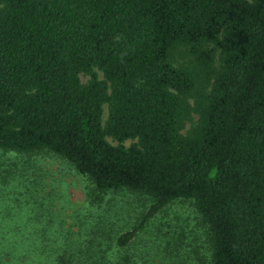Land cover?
Wrapping results in <instances>:
<instances>
[{
	"label": "trees",
	"instance_id": "1",
	"mask_svg": "<svg viewBox=\"0 0 264 264\" xmlns=\"http://www.w3.org/2000/svg\"><path fill=\"white\" fill-rule=\"evenodd\" d=\"M0 149L64 160L90 206L147 202L55 264H134L129 244L175 200L204 230L201 264H264V0H0Z\"/></svg>",
	"mask_w": 264,
	"mask_h": 264
},
{
	"label": "rangeland",
	"instance_id": "2",
	"mask_svg": "<svg viewBox=\"0 0 264 264\" xmlns=\"http://www.w3.org/2000/svg\"><path fill=\"white\" fill-rule=\"evenodd\" d=\"M79 78L84 81L87 75L79 74ZM105 115L103 104L102 120ZM195 118L192 114V120ZM191 123L187 121L182 131ZM86 185L82 174L50 152L0 149V264H55L59 254L94 255L100 244L93 238L87 249L89 238L107 229V244L114 231L128 226L147 206L142 197L128 191L108 192L99 205L90 206L85 199ZM20 242L36 245L28 258L20 256ZM129 248L134 264H159L168 249L178 253L180 264H201L195 256L205 253L204 230L192 207L175 200L155 213Z\"/></svg>",
	"mask_w": 264,
	"mask_h": 264
}]
</instances>
